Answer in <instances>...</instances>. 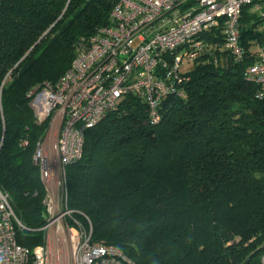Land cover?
I'll return each instance as SVG.
<instances>
[{
  "label": "trees",
  "instance_id": "obj_1",
  "mask_svg": "<svg viewBox=\"0 0 264 264\" xmlns=\"http://www.w3.org/2000/svg\"><path fill=\"white\" fill-rule=\"evenodd\" d=\"M114 0H0V187L31 253L44 243L46 191L33 162L48 119L31 93L53 85L111 23ZM244 7L236 63L220 29L186 73L184 98L160 103L151 124L142 100L84 131L82 154L65 168L68 224L91 226V241L115 245L133 264H261L264 254V97L244 80L254 61V27ZM251 26H248V23ZM216 61V62H214Z\"/></svg>",
  "mask_w": 264,
  "mask_h": 264
},
{
  "label": "built area",
  "instance_id": "obj_2",
  "mask_svg": "<svg viewBox=\"0 0 264 264\" xmlns=\"http://www.w3.org/2000/svg\"><path fill=\"white\" fill-rule=\"evenodd\" d=\"M247 6L264 20V0H114L111 23L96 30L55 84H44L30 95L37 121L48 119L33 154L46 191L42 228L47 235L31 253L16 242V228L23 225L0 187V264H48L52 225L71 213L66 209L65 168L81 157L86 129L117 110L128 95L142 100L149 122L158 123L162 100L186 96L180 67L201 54L204 41L199 37L204 33L219 28L232 60H244L240 23ZM243 78L254 85L257 98L264 97V46L256 50ZM53 231L68 244V264H133L117 246L91 241L90 224L86 230L72 220ZM260 262L264 264V254Z\"/></svg>",
  "mask_w": 264,
  "mask_h": 264
},
{
  "label": "rangeland",
  "instance_id": "obj_3",
  "mask_svg": "<svg viewBox=\"0 0 264 264\" xmlns=\"http://www.w3.org/2000/svg\"><path fill=\"white\" fill-rule=\"evenodd\" d=\"M248 10H249V13L252 14V16H253V13L250 12V10H251L250 7L248 8ZM254 16H255V14H254ZM248 26H251L250 22L248 23V25L246 27H248ZM254 28H255L256 32L264 35V20H261L260 22H258ZM254 42H255V45H254L253 56L255 55V52L259 47L264 46V39H262V41L256 40ZM192 69H193V63L192 62H183L181 64V67H180V71L183 75L190 72ZM58 212H61V209ZM58 212H57V214H58ZM45 216H47V215L45 214ZM65 222H66L65 216L58 218V220L55 221V223L52 225L51 230H54L56 226H60V225L64 226ZM46 235H47V230L46 231L44 230L45 238H46ZM48 248H49L48 264H68V244H67L66 240H64V239L59 240L57 238H54L53 244L50 243Z\"/></svg>",
  "mask_w": 264,
  "mask_h": 264
},
{
  "label": "bare ground",
  "instance_id": "obj_4",
  "mask_svg": "<svg viewBox=\"0 0 264 264\" xmlns=\"http://www.w3.org/2000/svg\"><path fill=\"white\" fill-rule=\"evenodd\" d=\"M49 238H50V243L53 244V239L55 238L54 236V231L51 230L50 234H49ZM52 246V245H51Z\"/></svg>",
  "mask_w": 264,
  "mask_h": 264
}]
</instances>
